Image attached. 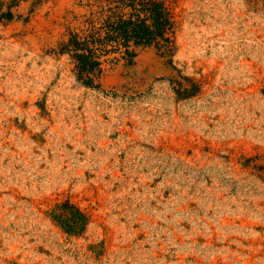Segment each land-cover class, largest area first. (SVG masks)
<instances>
[{"label":"rangeland","instance_id":"obj_1","mask_svg":"<svg viewBox=\"0 0 264 264\" xmlns=\"http://www.w3.org/2000/svg\"><path fill=\"white\" fill-rule=\"evenodd\" d=\"M165 1L171 63L146 48L92 89L58 46L94 0H0V264H264V0Z\"/></svg>","mask_w":264,"mask_h":264},{"label":"trees","instance_id":"obj_2","mask_svg":"<svg viewBox=\"0 0 264 264\" xmlns=\"http://www.w3.org/2000/svg\"><path fill=\"white\" fill-rule=\"evenodd\" d=\"M19 1V0H18ZM100 10L86 19L89 28L82 34L70 31L58 46V54L66 55L73 63L76 81L81 85L100 88L106 64L123 61L133 65L138 52L154 48L171 63L174 53L175 15L165 0H94ZM93 18V19H92ZM0 19L11 21L8 11ZM97 23V25L95 24ZM173 82L178 99H189L199 92L188 79ZM248 167V166H247ZM254 169L256 166H253ZM264 173L262 166L257 168ZM68 236H82L89 223L88 214L69 201L54 206L50 213Z\"/></svg>","mask_w":264,"mask_h":264}]
</instances>
